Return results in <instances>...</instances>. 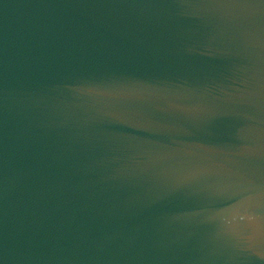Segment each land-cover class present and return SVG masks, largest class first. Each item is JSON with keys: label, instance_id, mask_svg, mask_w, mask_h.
<instances>
[{"label": "water", "instance_id": "95a60500", "mask_svg": "<svg viewBox=\"0 0 264 264\" xmlns=\"http://www.w3.org/2000/svg\"><path fill=\"white\" fill-rule=\"evenodd\" d=\"M0 264H264V0H0Z\"/></svg>", "mask_w": 264, "mask_h": 264}]
</instances>
